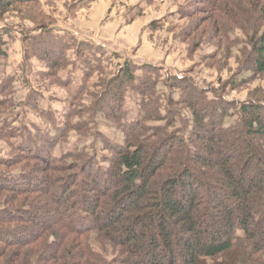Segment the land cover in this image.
Wrapping results in <instances>:
<instances>
[{
  "label": "trees",
  "instance_id": "1",
  "mask_svg": "<svg viewBox=\"0 0 264 264\" xmlns=\"http://www.w3.org/2000/svg\"><path fill=\"white\" fill-rule=\"evenodd\" d=\"M35 1L0 0V20ZM197 3L230 49L240 44L230 39L236 30L246 38L241 64L250 78L234 86L264 80V0ZM2 34L0 62L7 57ZM40 48L39 58L62 82L59 73L70 62L48 45ZM82 62L90 78L100 70ZM137 71L125 62L90 110L123 137L111 141L96 133L108 157L99 159L89 147L54 155L71 131L92 134L87 123L73 124L84 110L71 105L61 126L51 116L54 136L32 127L15 146L19 134L8 123L0 126L13 150L11 158H0V264H264V91L246 101L220 92L211 98L175 76L160 96L151 68L141 77ZM11 86V79L0 80V97ZM130 92L140 108L132 121L125 108ZM34 93L28 105L42 117ZM7 103L0 99V108L7 110ZM16 168L20 174H13ZM41 212L52 219L43 221Z\"/></svg>",
  "mask_w": 264,
  "mask_h": 264
},
{
  "label": "rangeland",
  "instance_id": "2",
  "mask_svg": "<svg viewBox=\"0 0 264 264\" xmlns=\"http://www.w3.org/2000/svg\"><path fill=\"white\" fill-rule=\"evenodd\" d=\"M197 1L36 0L34 4L16 5L0 20V33L5 42L2 49L7 54L0 62V80H12L7 95L0 97L8 100L7 110L0 108V126L8 123L14 134H19L20 137L12 138V143L18 146L32 127L54 136L51 116L54 115L61 126L72 106L77 112L84 110L81 117L73 118V124L81 127L87 123L92 134L83 136L71 131L53 151L54 155L60 158L89 147L96 150L99 159L108 157L96 133L111 141H121L123 137L113 123L90 110L97 102L96 96L105 90L107 81L127 61L138 68V77L144 75L142 71L146 67L151 68L160 96L169 93L166 83L175 76L192 80L208 90L211 98L220 92L230 100L246 101L258 89L264 91L263 79L242 87L234 86L250 78L241 64L246 38L236 30L230 39L239 40L240 44L230 49L212 28L211 15L205 13L206 9ZM8 28L10 34L4 32ZM42 45L56 49L59 58L64 55L70 62L69 67L59 73L62 82H58L56 73L39 58L37 52L42 50ZM82 57L94 70L100 69L91 78L85 75L88 69L92 72L84 67ZM67 80L71 82L70 87L64 84ZM80 88H83L81 95L78 94ZM33 92L39 97L37 103L44 112L42 117L28 105ZM174 92L175 99H180L181 92ZM78 95L74 100L73 96ZM125 104L128 119L138 118L139 98L130 92ZM183 116L191 119L188 112ZM234 120L227 119V124H233ZM159 124L162 123L152 125ZM12 152L10 142L0 135V158L9 159ZM20 171L21 168H16L13 174ZM40 176L38 178H42ZM40 217L45 222L52 219L44 212Z\"/></svg>",
  "mask_w": 264,
  "mask_h": 264
}]
</instances>
